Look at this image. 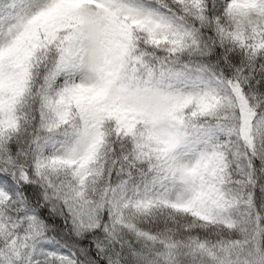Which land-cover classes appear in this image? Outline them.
<instances>
[{"label": "snow or ice", "instance_id": "snow-or-ice-1", "mask_svg": "<svg viewBox=\"0 0 264 264\" xmlns=\"http://www.w3.org/2000/svg\"><path fill=\"white\" fill-rule=\"evenodd\" d=\"M0 264H264V0H0Z\"/></svg>", "mask_w": 264, "mask_h": 264}]
</instances>
